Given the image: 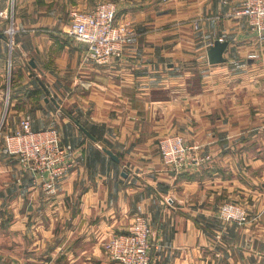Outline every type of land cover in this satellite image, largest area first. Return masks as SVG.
I'll list each match as a JSON object with an SVG mask.
<instances>
[{
	"label": "crops",
	"instance_id": "0c3cea01",
	"mask_svg": "<svg viewBox=\"0 0 264 264\" xmlns=\"http://www.w3.org/2000/svg\"><path fill=\"white\" fill-rule=\"evenodd\" d=\"M100 1L0 0L5 132L26 114L34 130L57 125L79 162L50 197L0 136V264H119L104 241L138 213L156 230L152 264H264V36L231 14L243 0H115L135 33L107 65L65 31L71 9ZM217 39L226 59L211 63ZM171 134L212 160L171 169L159 146ZM226 200L253 219L222 220Z\"/></svg>",
	"mask_w": 264,
	"mask_h": 264
},
{
	"label": "built area",
	"instance_id": "2783aa9c",
	"mask_svg": "<svg viewBox=\"0 0 264 264\" xmlns=\"http://www.w3.org/2000/svg\"><path fill=\"white\" fill-rule=\"evenodd\" d=\"M117 13L115 0H102L90 9H71L65 31L86 45L88 61L107 65L123 56L135 32L128 24L117 20ZM231 14L236 18L247 17L256 32L264 36V0H243L232 7ZM14 31V26L8 30L11 46ZM0 136L4 137V152L16 156L23 169L42 177L50 197L58 194L59 182L79 164L77 148L63 139L59 126L34 130L29 114L23 117L21 127L15 132H5L4 122H1ZM159 146L164 162L175 171L196 170L212 160L211 153H204V144L190 142L183 134L167 135L160 140ZM166 200L170 204L173 202L172 197ZM219 216L239 226L253 219L247 206L236 200L223 201ZM157 246L156 230L144 213L134 216L127 231L114 233L104 241L106 252L119 264H152V251Z\"/></svg>",
	"mask_w": 264,
	"mask_h": 264
},
{
	"label": "water",
	"instance_id": "95a60500",
	"mask_svg": "<svg viewBox=\"0 0 264 264\" xmlns=\"http://www.w3.org/2000/svg\"><path fill=\"white\" fill-rule=\"evenodd\" d=\"M228 45L227 40H221L217 39L215 43L212 45L208 52L209 60L211 63H218V62H223L225 61L224 57V51ZM78 125L93 139H96L95 136L85 127L83 126L80 122L76 121ZM104 150L111 155L115 159H119L118 155L112 151L111 149L104 147Z\"/></svg>",
	"mask_w": 264,
	"mask_h": 264
},
{
	"label": "rangeland",
	"instance_id": "374dc122",
	"mask_svg": "<svg viewBox=\"0 0 264 264\" xmlns=\"http://www.w3.org/2000/svg\"><path fill=\"white\" fill-rule=\"evenodd\" d=\"M3 120V118H1L0 119V123L1 122H4V126H5V121H2ZM4 129H5V127H4ZM172 135V134H171ZM168 197H172L173 198V196H167L165 199H167ZM166 202H168L167 200H166ZM244 203V202H243ZM245 204V203H244ZM246 205V204H245ZM251 215V214H250ZM252 217V216H251ZM253 218V217H252ZM132 222V221H131ZM229 223H231V222H229ZM131 224V223H130ZM234 224V223H233ZM245 225V224H244ZM153 263V262H152Z\"/></svg>",
	"mask_w": 264,
	"mask_h": 264
}]
</instances>
